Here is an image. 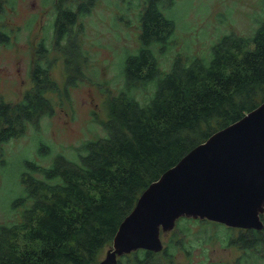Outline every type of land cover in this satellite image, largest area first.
I'll return each instance as SVG.
<instances>
[{"label":"trees","instance_id":"16d2710c","mask_svg":"<svg viewBox=\"0 0 264 264\" xmlns=\"http://www.w3.org/2000/svg\"><path fill=\"white\" fill-rule=\"evenodd\" d=\"M99 2L68 0L71 8L57 17L60 37L56 42L66 39L82 51L75 27L83 33L81 15ZM174 3L144 0L141 45L126 58L125 88L116 94L108 91L109 118L103 122L107 135L89 140L87 152L78 161L58 156L47 169L32 165L44 171L46 179L24 174L32 199L23 206L27 197L16 198L13 204L22 207L21 218L0 225V264H91L100 249L112 244L120 223L152 181L195 145L264 100V96L258 99L264 87V20L251 35L224 34L213 44L209 59L179 54L165 70L155 49L167 48L175 33L176 18L169 12ZM49 67L33 71L40 77L41 88L33 99L24 96L14 111L16 121L30 118L35 105L42 111L51 109L43 92L56 88L48 79L50 74L41 77ZM149 83L156 84L155 92L142 102L134 90ZM40 115L37 112L34 117ZM19 134L9 111L0 110V142ZM228 231L227 244L247 250L264 244L256 230L238 236ZM135 253L145 254L144 249ZM128 262L123 257L119 264Z\"/></svg>","mask_w":264,"mask_h":264},{"label":"rangeland","instance_id":"374dc122","mask_svg":"<svg viewBox=\"0 0 264 264\" xmlns=\"http://www.w3.org/2000/svg\"><path fill=\"white\" fill-rule=\"evenodd\" d=\"M32 2L34 5L40 4L31 12H38L33 15L38 16V21L41 19L42 23L47 24L42 34L51 47V66L49 72L42 73L41 77L46 74L53 76L56 81L51 82L56 90L45 92L51 109L47 107L46 111H42L41 106H34V114H41L38 117L33 114L19 122L9 111V116L19 127L20 134L0 144V225L6 222L10 224L14 222L12 220L21 218L22 207L13 204L16 198L27 197L28 200L23 206L32 199L28 193V184L23 182L24 174L27 177L31 175L47 178L44 171H39L32 165L47 169L58 156L78 161L87 152L86 143L89 140L107 135L103 122L109 118L108 91L116 94L125 88L122 76L126 81V58L137 53L141 45L139 21L144 0H100L89 13L82 14L79 24L83 33L77 27L74 30L80 40L82 54L66 39L56 42L55 28L48 26L49 19L56 16L57 0H22L21 23L24 25L28 9L34 6ZM172 7L169 12L176 18L175 33L167 48L155 49L160 67L165 70L170 69L174 58L179 54L181 57L201 56L209 59L213 44L224 34L234 32L251 35L264 20V0H175ZM4 20H8L10 27L15 23V17L11 14ZM15 34L12 31V35ZM42 34L38 32L39 36ZM21 35V41L15 39L14 45L0 49V93L7 103L2 110L7 109L10 104L15 105L31 90L34 62L30 61L31 65L28 64V58L37 56L40 66L48 65L42 52L38 51L42 43L38 45L35 36L27 37L26 29ZM80 62L81 70L78 72ZM39 89L34 93H38ZM155 89L156 84L149 83L137 87L134 92L137 98L146 102L153 96ZM259 91L260 100L264 96V87ZM2 123L4 124L3 121ZM29 160L31 164L28 163ZM178 222L177 226L168 230L176 243L169 245L167 254L155 253L154 258L160 259V263L236 262L240 249H246L227 244V229L234 236L240 233V227H230L207 218L195 220L187 217ZM179 226H183V229ZM186 234L194 240L203 235L208 245L189 253L178 244L187 242ZM202 242H205L203 237ZM20 244L23 247L25 241L21 239ZM112 245L113 242L100 249L91 264L105 258ZM119 255L121 254L117 257ZM127 255L131 258L142 257L135 250ZM131 264H135L134 260Z\"/></svg>","mask_w":264,"mask_h":264},{"label":"water","instance_id":"95a60500","mask_svg":"<svg viewBox=\"0 0 264 264\" xmlns=\"http://www.w3.org/2000/svg\"><path fill=\"white\" fill-rule=\"evenodd\" d=\"M264 212V101L216 130L152 181L119 225L113 245L94 264L117 255L163 247L161 231L192 216L262 228Z\"/></svg>","mask_w":264,"mask_h":264},{"label":"flooded vegetation","instance_id":"af4514ba","mask_svg":"<svg viewBox=\"0 0 264 264\" xmlns=\"http://www.w3.org/2000/svg\"><path fill=\"white\" fill-rule=\"evenodd\" d=\"M32 4L34 5V2H32ZM21 5H22V0H13V2H11V0H0V22L2 23V27L0 28V35H2V36L6 35L7 36L6 40L0 39V49L1 48H9L7 46H11L12 44L14 45L13 41L15 39L18 41H21V39L23 37L21 35V32L26 29L27 30L26 36L27 37H29V36L34 37L35 36V40H36L38 45L43 41L45 43H48L44 46L42 45L41 49H40V46L38 47V51L42 52V54L44 55L45 60L48 64L46 67L44 65L40 66L38 64L39 58L37 56H32V57L28 58V60H27L28 64H30V65H31L30 61L34 62V70L38 71V69L42 67V71H43L44 68L51 66L50 61H49V59H50L49 52H50L51 47H50L49 41H47L45 36L42 34L43 29H44V27L47 26V24L45 22L42 23L41 19L38 21V16L33 15L34 13H38V12H34V13L31 12L32 9H37L40 6V4H38V5L32 6L31 8L28 9L27 18H26L25 23H24V25H28V26L24 27L23 23H21ZM69 8H71V7L68 6V0H57L56 16H53L48 21L49 22L48 26L55 28V31H56L55 32V40H57V38L60 37V34L58 32V28H57V26H58L57 25L58 14H61L62 11L69 9ZM72 9H74V8H72ZM8 14H11L15 17V23L11 27L9 26L8 20H4L5 18H7ZM83 27H84V24H83ZM12 31L16 32L15 36L12 35ZM39 31L42 34L41 36L38 35ZM30 42H28V43H30ZM60 42L61 41H59V43ZM73 48H75V47L73 46ZM58 49H61V48H58ZM76 49L79 51V53L82 54L80 49H78L77 47H76ZM71 50H72V48L70 49V52H71ZM83 58H84V55H83ZM81 62L79 63L78 72H80V70H81ZM19 67H22V66H19ZM18 72L21 73L20 68H18ZM31 77H32L33 85L30 87L31 90L28 91L26 95H28V98L32 97V99H33V98H35V94H37L34 92L39 89L40 77H39V75H34L33 73L31 74ZM38 78H39V80H38ZM48 79L55 80V78L51 75L48 76ZM45 92L46 91L43 92V96L47 97ZM23 98L24 97H22L20 99V101L17 102L15 105H12V104L8 105L7 109H5V110L11 111L14 114V111L18 108V105L20 103L24 102V101H21ZM5 106H7V103L4 102L2 95L0 93V110H2ZM1 143H3V142H0V144ZM187 217L193 218L195 220H197L199 218L201 219V217L182 216V217L177 219L175 226H177L179 224V222H178L179 219H181V218L183 219V218H187ZM260 218H261L262 223H263L262 228H255V227L247 228V227L232 226V225H228V226L240 227V228H242V229H240V232H244L247 230H256L258 232V234H261L260 237L262 238V241L264 243V212H262L260 214ZM202 219H204V218H202ZM179 227L181 229H183V226H179ZM228 230H230V229L228 228L227 231ZM170 233H171V231H168V230L167 231H164V230L161 231V239L163 242V247L160 250H153V249H148V248H138L135 250L137 252L139 249H144L145 254L142 256L143 261L137 260L136 257L131 258L129 255H127V253H124V254H121L117 257L118 261L116 264H119L120 259H122L123 257L125 259L129 260V262L127 264H131L132 260H134L135 264H165V263H160V259L154 258V256H156L155 253H158V252H161V253L165 252V254H167L169 245H171L172 243H174V244L176 243L174 241V239L172 238V234H170ZM186 236H187V242L186 243L181 242L178 244L181 245L189 253H191V252L193 253V251L196 248L204 247V246L208 245L207 239L203 235L198 236V238H196L195 240L192 239L187 234H186ZM234 236H238V235H234ZM202 237L205 239V242H202ZM190 243H193V244L191 245ZM194 243H196V246ZM228 245H232V244L228 243ZM235 245H238L239 248H242V246L239 244H235ZM244 248H246V247H244ZM261 249H264V244H262L260 248L259 247H256L254 249L250 248L249 250H247V248L246 249H240V255L236 258V262L218 263V262H211L210 261V262H207L205 264H264V250H261ZM133 252H134V250H133ZM128 254H129V252H128ZM200 262H204V261H196V262H190V263H178V264H194V263H200Z\"/></svg>","mask_w":264,"mask_h":264}]
</instances>
